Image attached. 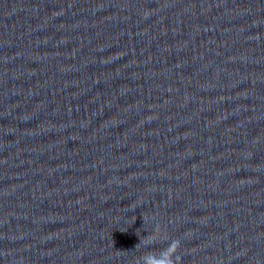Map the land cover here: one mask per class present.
Wrapping results in <instances>:
<instances>
[{"label": "clouds", "instance_id": "9594fccd", "mask_svg": "<svg viewBox=\"0 0 264 264\" xmlns=\"http://www.w3.org/2000/svg\"><path fill=\"white\" fill-rule=\"evenodd\" d=\"M180 242L178 240H174L168 247V251L165 253L164 259H157L155 256L149 254L146 255L144 260L145 264H179L180 257L177 256L175 260L172 259V254L175 252L176 248H178Z\"/></svg>", "mask_w": 264, "mask_h": 264}]
</instances>
